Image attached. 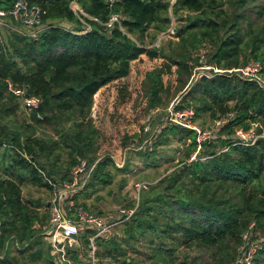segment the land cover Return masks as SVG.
I'll return each instance as SVG.
<instances>
[{
    "label": "trees",
    "instance_id": "obj_1",
    "mask_svg": "<svg viewBox=\"0 0 264 264\" xmlns=\"http://www.w3.org/2000/svg\"><path fill=\"white\" fill-rule=\"evenodd\" d=\"M15 1H0V9H10ZM26 1L45 11L42 22L47 28L37 40L9 30L5 40H0V264H52L43 240L47 206L24 200L23 184L50 191L47 179L69 180L71 168L86 159L88 165L96 163L78 196L86 199L92 194L88 190L99 186V192L112 183L110 169L124 174L110 158L97 157L101 134L91 109L97 93L129 76L132 63L145 58L150 64L160 63L143 75L146 110L152 111L167 109L184 92L190 65H198L192 52L202 46L211 48L208 63L218 69H239L254 59L264 72V0H177L171 7L168 0H118L111 8L104 0ZM73 1L84 16L78 18L71 11ZM257 1L262 4L255 14L263 25L256 33L247 6ZM113 15L120 18L119 25L108 29L105 25ZM171 17L181 23L172 38L175 42L170 41L167 50L145 48L147 32L165 31ZM164 76L174 77V86L165 84ZM6 81L40 99L29 123L16 120L19 105L7 91ZM122 90L119 93H126ZM182 109L194 112V123L203 117L211 122L227 118L220 134L232 135L236 129L247 132L254 125L256 134L264 135V87L235 74L198 81L181 95L175 110ZM41 126L52 127L57 139L35 136ZM131 132L123 133V149L133 139ZM169 136L189 142L183 160L141 195L135 213L125 222L124 238L99 240L101 255L117 258L115 264H138L126 255L137 252L136 244L143 241L149 252L143 256L151 264H195L177 257L182 247L214 251L211 264H232L229 252L240 245L251 222L264 237V141L247 146L218 138L204 143L197 159L189 161L197 147L193 131L168 125L151 152L142 156L155 153L170 141ZM56 152L66 154L69 163L57 178L41 162ZM60 157L55 155L49 166L55 168ZM255 264H264L263 248Z\"/></svg>",
    "mask_w": 264,
    "mask_h": 264
},
{
    "label": "rangeland",
    "instance_id": "obj_2",
    "mask_svg": "<svg viewBox=\"0 0 264 264\" xmlns=\"http://www.w3.org/2000/svg\"><path fill=\"white\" fill-rule=\"evenodd\" d=\"M261 4L262 2L257 1L247 6L248 11H250V13L248 12L247 15L251 23L253 24V28L256 33L259 32L261 26L263 25V20H261L262 22H260L257 18V15L255 14L256 9L260 7ZM74 7L77 8L76 5H74ZM181 15H183L182 19L186 17L185 13ZM170 20L171 22L172 21L174 22L175 30H177V28L180 26L181 23L176 21L172 17L170 18ZM60 26L67 29L73 28L72 25L70 26L66 23H60ZM83 29H86V26H84ZM6 30H9L10 32H14L17 34L29 33L31 30L34 32L36 31V29H32L31 27H24L22 24H20V22H17L10 18H5L2 22V26L0 27L1 41L5 40L7 34ZM158 34L159 33L156 34L155 31L153 30L147 32L144 38V47L147 49H159L164 47L165 50H167L168 43L170 41L175 42V39H168L166 41H162L158 48H152V45ZM131 39L136 43V45H139L138 42H136L137 41L136 37L131 36ZM206 47H207V55L205 57V60L203 61V64L205 63L204 65L206 64L210 65L208 63V55L211 52V48L208 46ZM196 51L192 52L193 60L197 59ZM251 61H254V59ZM159 64L160 63L158 61L156 63L150 64L148 63V60H146V58L145 60H142L139 63L136 64L132 63L130 74L127 78L121 80L123 82L116 81L114 83L107 85L106 87L103 88V90H101L100 94L97 93L96 96L94 97L93 106L91 109V117L93 119V123L95 127L100 131L101 134V138L99 141L100 148H99V152L97 153V157H101L102 159L110 158L112 161H114L118 169L125 170L124 174H121L110 169L111 170L110 173L114 174V179L112 183L106 186L105 188H103L102 190H100L99 192H96V189H98L99 186L96 187L95 190H92V192L88 190L90 193H92L91 196L86 199L84 198H82V200L80 199V201H82L80 203H83L85 205V208L94 214H98L102 216L108 214H117L118 207L114 205L112 202V198L115 196L124 201L122 208L126 210H130L136 207L137 204L139 205V203L142 201L141 195L144 192H147L160 179H162L166 175H169L176 167L180 165V162L183 160V153L189 142L181 140L180 137H172V136H169L170 141L168 143L156 148L155 153L153 154L151 153L147 157L142 156L143 155L142 153H146V151L147 153L151 152V148L154 142L158 139V137L155 140H153L152 146L148 144V140L150 138L155 137L154 136L155 131L165 123L164 122L165 117L168 115L166 109L158 108L153 111L146 110L145 97H143L144 94L143 75L146 72L152 71L153 69L159 67ZM191 65H195V64L193 63ZM198 73H199L198 71L195 72V74ZM202 73H205V71H203ZM262 77H263L262 84H264V76ZM190 78L188 79L187 83L189 82ZM174 79H175L174 77H168V76L163 77L165 84L171 82L173 86H174ZM138 89L141 94H139ZM120 90L126 91V93L124 92L119 93ZM187 90L189 89H186L185 91ZM184 92L183 91L179 92L176 98H174V100L171 101L170 105H173L172 106L173 108L176 106V104L174 105L173 103L176 102H178V104L180 103L181 95ZM13 97L16 100L17 105H19V110L16 112V120L24 124L29 123L27 120L31 112L21 109L20 108L21 104L18 98L15 96ZM170 105L168 107H170ZM147 117L151 118V123L149 124L150 133L142 134L141 127H144V125L148 121ZM216 122H211L207 117H203L194 123L200 131L208 132L212 135L213 134L215 135L216 139L214 140L210 139L208 141H205L204 143L217 141L218 138L219 139L229 138L231 140H237L235 134L232 135L220 134L218 131L222 127V124L217 126ZM176 126L192 131L184 127L183 125L176 124ZM126 130H129V132L132 131L131 132L132 134L133 133L135 135L138 134V136L134 138V136L131 134L133 139L127 142L125 144L126 147L123 149L122 147L123 146L122 142L124 137L123 133H125ZM256 130H257V126L253 125L246 133L250 134L253 137H256L257 143L260 140L264 141V135H257ZM193 133L195 135V132ZM35 136L57 139V136L55 135L52 127L41 126L39 128H36ZM131 136H127V137H131ZM194 137L196 139V136ZM241 144L247 145L251 143L242 142ZM141 146H144L147 150L144 152L142 149L139 148ZM55 155L56 156L61 155V157L59 161L56 163V167L51 168L48 163L55 162V158H54ZM193 155L194 154H192L191 156ZM66 156H67L66 154L62 155V152L61 153L56 152V154H54L53 157H50L48 161L45 158H42L41 162L43 164L45 163L44 166L46 171L49 172V170H52L51 173H54L52 174V176L57 178L60 175H62L65 172V169H67L68 167L69 163H68V158ZM83 161L88 162L86 159H81L78 163ZM117 165H120V167ZM137 183L148 184L147 189L139 193L138 201H136L134 198L135 197L134 185ZM21 190H22V197L24 200H30L32 202L46 204V206L51 198L50 191L44 188H37L29 184H23ZM41 211H44V209H42ZM46 212H47V207H46ZM47 220H48V213L46 218V224L48 223ZM127 221L128 220L120 222V224H118L115 227L113 231V235L111 237L107 239H102L100 241L106 242L109 240H121L122 238H124L125 237L124 227H125V222ZM251 223H253L256 227L255 222H251ZM252 241L255 242L259 241L263 245L262 248L264 249V237L257 227L256 230L255 228L253 230ZM136 247H137L136 249L137 252L135 253L128 252L126 257H132L133 259H137L138 264L149 263L145 261L146 257L143 256V253L145 254L149 253L146 250V246L144 242L142 241L137 243ZM242 247H243V241L240 243V245L234 246L233 249L230 250L229 252L230 259H234V262L232 264H234L236 259H238V257H240V255L243 253ZM262 248L260 249L262 250ZM124 249H127V246H124ZM98 250L102 264L105 259H109L106 264H115L117 258L102 256L101 254L103 253V250L101 249V247H99ZM2 255L3 254L0 253V259H2L3 257ZM176 255L179 259L186 258L195 264H211L213 263L215 258L214 251L208 249L196 248V247H190V248L182 247L179 249ZM140 261L142 262L139 263Z\"/></svg>",
    "mask_w": 264,
    "mask_h": 264
},
{
    "label": "built area",
    "instance_id": "obj_3",
    "mask_svg": "<svg viewBox=\"0 0 264 264\" xmlns=\"http://www.w3.org/2000/svg\"><path fill=\"white\" fill-rule=\"evenodd\" d=\"M6 1V0H0ZM118 0H104V2L111 8ZM177 0H168L170 7L175 4ZM76 5L77 8L74 7ZM75 8V9H74ZM71 11L79 18L84 16L79 5L73 1L70 3ZM39 6L30 5L26 0L15 1L10 9H0V27L5 18L13 19L20 22L24 27H31L36 31H30L29 33H19V35L30 38L31 40H37L39 33L47 28L43 24L42 18L45 15ZM94 22H98L95 19H91ZM120 18L117 15H113L108 24L105 26L110 29L113 24L119 25ZM120 28V26H119ZM122 31V29L120 28ZM85 31H90V27L86 26ZM176 34L175 25L172 21L169 27L159 33L152 45V48H158L162 41L172 39ZM207 55V47L202 46L196 51V58L198 59V65H190L192 74L189 82L187 83L184 91L189 89L194 84L202 79H210L217 75L230 74L237 75L240 79L245 81H251L257 83L259 87H264L263 83V66L258 61H250L245 66L239 69L221 70L215 65H204L203 61ZM203 64V65H202ZM193 68V69H192ZM198 71V74L195 72ZM205 71V73H202ZM7 90L20 102V108L25 111H34L40 105V99L35 96H28L27 92L23 88H17L10 81H6ZM174 105L178 102L173 103ZM170 105L166 109L168 115L165 117V123L161 125L156 131L153 138L148 140V144L152 146L153 140H155L161 133V130L168 125H183L184 127L195 132L196 150L194 155L190 157L189 161H195L197 155L202 151V145L205 141L216 139L215 135L208 132L200 131L192 121L194 112L190 109L175 110V107ZM148 121L142 127V134L150 133L151 118L147 117ZM188 119V120H187ZM228 120H222L216 122V125L225 124ZM236 139L248 146L254 145L256 137L236 129ZM144 144V143H143ZM143 151L147 149L144 146L139 147ZM204 160V159H200ZM96 163L88 165V162H80L73 166L69 172V180L53 182L47 179V183L50 186L51 198L49 200L48 210V223L45 231L43 232V240L49 247V259L52 264H102L100 257L98 256L99 247L98 241L107 239L113 235L115 227L120 222L128 220L136 211V207L126 210L118 207L117 214L98 215L88 211L80 204L78 196L83 192L87 186L90 176L94 172ZM120 167V165H117ZM148 184L140 183L135 184V200L138 201L139 193L147 189ZM256 230L255 225L252 223L249 225L247 231L242 235L243 241V253L236 259L234 264H255L254 257L261 250L262 244L258 241H252L253 230ZM109 259H105L103 264H106Z\"/></svg>",
    "mask_w": 264,
    "mask_h": 264
},
{
    "label": "water",
    "instance_id": "obj_4",
    "mask_svg": "<svg viewBox=\"0 0 264 264\" xmlns=\"http://www.w3.org/2000/svg\"><path fill=\"white\" fill-rule=\"evenodd\" d=\"M103 80V79H102ZM112 202H113V204L114 205H116L117 207H121V206H123V204H124V201L123 200H121V199H119L118 197H113L112 198ZM49 206V203H47V207Z\"/></svg>",
    "mask_w": 264,
    "mask_h": 264
},
{
    "label": "crops",
    "instance_id": "obj_5",
    "mask_svg": "<svg viewBox=\"0 0 264 264\" xmlns=\"http://www.w3.org/2000/svg\"><path fill=\"white\" fill-rule=\"evenodd\" d=\"M82 200V199H81ZM80 202H82V201H80Z\"/></svg>",
    "mask_w": 264,
    "mask_h": 264
}]
</instances>
